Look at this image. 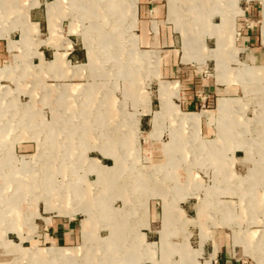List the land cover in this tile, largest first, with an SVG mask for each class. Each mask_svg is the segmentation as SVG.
<instances>
[{
    "label": "rangeland",
    "instance_id": "rangeland-1",
    "mask_svg": "<svg viewBox=\"0 0 264 264\" xmlns=\"http://www.w3.org/2000/svg\"><path fill=\"white\" fill-rule=\"evenodd\" d=\"M11 1L17 4L18 12H22L21 6L27 3V0ZM138 1L56 0L48 3L51 32L55 30L52 21L56 14L63 7L67 8L61 32L66 36L68 26L73 23L68 34H75L74 42L84 47L87 55V63L81 65H71L70 61H65L66 54L59 51L53 60L41 58V64L36 65V45L32 41L36 30L33 31L27 16L38 4L37 0H30L24 7L21 18L24 25L10 26L6 32L0 27V38L17 28L20 30V33H11L12 40H9V49L19 51L16 56H9L6 66L0 68V264H128L132 257L127 250L132 241L126 238L143 227L139 216L152 197L160 204H175L191 196L200 204H204V200L214 203L213 194L203 190L216 185L220 173L211 166V161L196 159L201 150L213 151L212 141L192 145L190 141L177 140L176 134L185 138L199 134L200 119L187 121L185 117L200 114L181 112L173 104V97L179 96L177 86L160 81L158 88L155 78L159 76L164 49L159 52L139 47L135 32ZM249 1L261 7L260 0H241L240 3L244 5ZM166 2L168 22L174 25L167 24L168 31L181 35L183 62L214 60L216 68L210 63L193 68L208 81L215 80L216 72L219 77L223 76L227 66L220 53L228 46L229 37H233L236 18L242 13L239 0H162ZM262 5L264 40V0ZM8 8H12L10 1L0 0V23ZM11 10L3 14L5 26L15 15ZM202 16L206 22L203 31L197 25ZM153 28L157 32L155 23ZM184 37H189L188 51ZM208 38L216 39V49L206 48ZM65 42L67 50L72 48L70 39L66 38ZM209 44L213 46L214 41ZM237 52L235 50L233 61L240 63ZM89 56L95 65H89ZM148 59L151 60L146 62ZM65 65L69 76L62 73ZM236 70V79L231 73V83L236 87L235 96L245 107L246 115L242 113L245 118H241L240 125L229 122L228 112L233 100L219 98L216 106L219 137L252 140L264 137L261 127L264 122L258 119L264 116L260 112L264 111V81H259L263 70L246 64ZM151 108L155 111L153 130L147 134L140 129L139 114L150 112ZM165 116L175 117L177 121ZM182 125L190 132L180 127ZM25 143L36 146L34 155L26 156L18 150ZM162 144L167 159L165 161L163 155V159L157 161L152 154L156 156ZM236 148L244 146L234 147L233 152ZM256 160L232 162L229 168L247 165L248 170L255 171L256 162L259 163ZM191 175L198 177V183L190 193L184 194L187 188L184 182H189ZM238 175L244 180L234 185L244 191H240V196L230 194L232 199L229 200L244 205L245 219L255 216L264 220V191L249 189L255 179L248 171ZM88 204H96L95 219ZM107 204H119L129 212V217L123 218L122 227L118 225L121 221H106L104 228H109L110 232L102 227V221L107 218ZM38 206H43L47 213L75 219L78 224L82 220V245L64 248L36 241L34 238L41 230L36 220L40 216ZM128 212L120 214L126 216ZM135 216L139 222H131ZM243 228L248 232L261 230L257 235L264 233V223ZM109 233L111 236H107ZM117 233L111 243L108 238ZM252 258L254 264H264Z\"/></svg>",
    "mask_w": 264,
    "mask_h": 264
},
{
    "label": "crops",
    "instance_id": "crops-1",
    "mask_svg": "<svg viewBox=\"0 0 264 264\" xmlns=\"http://www.w3.org/2000/svg\"><path fill=\"white\" fill-rule=\"evenodd\" d=\"M9 1L12 8H8L3 14L12 9L15 15H13L12 22L5 26L2 14L0 27L4 32L10 26L21 27L24 25L21 18L24 16V7H26L30 0H27V3L21 6L22 12L16 11L17 4L15 2ZM54 1L56 0H37L38 4L29 10L27 16L28 22L33 25V31L36 30L32 36V41L36 45L37 56H35V60L38 63L36 65L41 64V58L45 61L53 60L57 51L65 53V61H70L71 65L87 63V55L83 52L85 48H80L76 45L73 39L75 34H68V30L73 23L68 26V30L65 33L66 36L61 32L62 23L64 22L63 18L68 13L66 7L59 10L53 19L52 25L55 30L51 32L47 5ZM240 1L239 7L242 13L236 18L233 37H229L228 46L220 53V57L227 67L223 72V76L220 77L215 69L216 78L213 81L205 80L198 72V69H194L193 67L194 65L208 63L215 66L216 62L214 60L210 59L206 63H199L197 61L183 62L181 35L175 30V27L174 30L179 36L177 34L172 35L168 31L167 24L171 23L168 22L167 2L162 3V0L138 1V23L135 32L138 35L139 47L144 50H158L159 52H161V49H164V56L161 57L159 65V76L155 78L158 82V88L160 81L177 86L179 96L173 97V104L177 105L178 110L181 112L200 114L199 134L190 136L191 138H185L177 136L175 133L177 140L183 142L190 141L188 143L192 145L212 141L213 151L201 150L200 153L197 152L196 159L211 161V166L216 168V171L220 174L217 176L216 185L203 190L213 194V204L208 203L206 200H204V204H200L194 201L193 196L186 198L182 202L176 201L175 204H163L162 202L160 204L152 197L149 204H144V211L139 216L141 219L140 224H143V227L139 231L136 230L135 234L126 238V240L132 241V244L128 245L127 250L129 252L128 255L132 257V260L128 264H205L206 261H210V264H215V261H217V264H254L252 256L264 262V239L261 240V238H264V233L257 235V232L260 233L261 230L248 232V230L243 228L244 225L263 224L264 220L258 219L255 216L245 219L244 205L240 201L229 200V198L232 199L230 194H239L240 191H244L235 186L234 183L240 180L238 174L246 173L247 171L255 179V184L249 186V189L253 187V190H257V192L264 191V137L261 135L260 138L253 140L241 137L230 139L219 137V115L216 112L218 99L227 97L233 100V107L228 112L229 122L240 125L241 118H245L243 115H246V109L238 102L239 98H236L234 90L236 87L231 83V73L236 79V69L241 68L242 64L262 69L259 81H264V40L261 29L262 0H260L261 7L250 1L242 5ZM152 2L156 4H152ZM154 23L157 25V32L153 28ZM248 23L251 25L248 26ZM14 32L20 33V30L17 28L11 33ZM239 32L241 33L240 36L238 35ZM10 34L0 38V68L6 66L9 56H16V53L19 51L18 49H9V40H12ZM66 38L71 40L72 45V48L68 50L65 48ZM211 40L214 41L213 46L209 44ZM206 48L216 49V39L208 38ZM235 50L238 51L237 58L241 64L233 61ZM89 65H95L94 59L90 56ZM231 65H237L238 67L234 68ZM68 71L66 65L63 66L62 73L69 76L70 72ZM71 80L69 79V81ZM157 101L159 103L158 94ZM154 112L151 108L150 112H141L139 114L140 129L147 132V134L153 130L152 119ZM260 112L264 113L263 110ZM165 117L176 120L172 116ZM260 117L258 119H262L264 122V116ZM162 122L163 120H161V128L163 127ZM180 127L188 130L185 125ZM261 127L264 128V125H261ZM238 145L240 147L244 146V148H236L235 152H233L234 147ZM248 146L252 150H249ZM18 150L24 152L26 156H32L35 154L36 146L32 143H25ZM157 151L156 156L152 154V158L155 159L156 157L157 161H161L164 155L166 161L167 158L163 152V144ZM247 158L257 159L256 161H259V163L256 162L258 169L255 171L248 170L247 165H236V168H233V166L229 168L233 164L232 162H241V160ZM97 159L104 165L110 166L102 158ZM109 160L113 164V161ZM243 180L241 179L240 181ZM187 181L184 182L185 186L187 185L184 194L192 191L195 183H198V177L191 175L189 182ZM158 199L162 200L161 198ZM237 199L240 200V198ZM95 205L88 204L89 209L94 212L92 219H95L96 215L95 208L97 207ZM118 207L119 204L105 205L107 218L105 221H102L103 229L110 232L109 228H104L108 220L121 221L120 224H117L123 226V218L129 217V212L128 210L124 211L121 206ZM38 212L40 216L36 220L39 221L41 230L34 238L36 241L39 243H52V246L64 248H77L82 245V220L78 224L74 222L75 219L59 216L55 212L47 213L44 211L43 206L39 208ZM122 212L128 213L126 216H122L120 214ZM139 218L135 216L131 222L138 221L135 219ZM48 219L49 221H47ZM92 219L89 220L90 231ZM117 235L118 233L114 237L108 238L109 241L113 243V239ZM107 236H111V234L109 233ZM80 242L81 244L79 245ZM111 250L115 251L114 249ZM201 259H204L205 262H201Z\"/></svg>",
    "mask_w": 264,
    "mask_h": 264
},
{
    "label": "bare ground",
    "instance_id": "bare-ground-1",
    "mask_svg": "<svg viewBox=\"0 0 264 264\" xmlns=\"http://www.w3.org/2000/svg\"><path fill=\"white\" fill-rule=\"evenodd\" d=\"M173 7H174V5H172L171 6V9L173 10ZM116 8H117V6H116ZM175 8V7H174ZM115 9V8H114ZM118 9V8H117ZM195 12V11H194ZM174 14L176 13V15L178 14L177 12H173ZM196 14V13H195ZM121 15V14H120ZM204 17L202 16V17H200V19H198L197 20V25L200 27V29H201V31H203V30H206V22L204 21V19H203ZM190 39H191V37H190ZM113 41V40H112ZM184 41H185V49L188 51V48H189V43H188V41H189V37H184ZM113 43V42H112ZM192 50V49H191ZM191 55V54H190ZM144 57V56H143ZM151 60V59H150ZM149 59L148 60H146V62H149L150 61ZM4 74V73H3ZM169 103V102H168ZM199 118H200V115H198V116H190V117H185V119L187 120V121H195V122H197V120H199ZM110 144V143H109ZM114 144V143H113ZM75 186V185H74ZM61 251H64V252H68V250L67 249H64V250H62L61 249Z\"/></svg>",
    "mask_w": 264,
    "mask_h": 264
},
{
    "label": "built area",
    "instance_id": "built-area-1",
    "mask_svg": "<svg viewBox=\"0 0 264 264\" xmlns=\"http://www.w3.org/2000/svg\"><path fill=\"white\" fill-rule=\"evenodd\" d=\"M238 35L240 36V35H241V33L239 32V33H238ZM215 264H217V261H215Z\"/></svg>",
    "mask_w": 264,
    "mask_h": 264
}]
</instances>
